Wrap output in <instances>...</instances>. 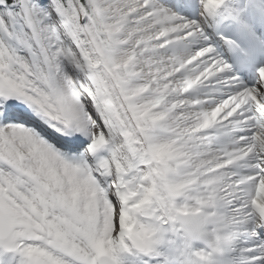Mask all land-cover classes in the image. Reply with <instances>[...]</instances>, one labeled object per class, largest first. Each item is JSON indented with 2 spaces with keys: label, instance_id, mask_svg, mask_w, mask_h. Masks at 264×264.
Returning <instances> with one entry per match:
<instances>
[{
  "label": "snow or ice",
  "instance_id": "1",
  "mask_svg": "<svg viewBox=\"0 0 264 264\" xmlns=\"http://www.w3.org/2000/svg\"><path fill=\"white\" fill-rule=\"evenodd\" d=\"M0 264H264V0H0Z\"/></svg>",
  "mask_w": 264,
  "mask_h": 264
}]
</instances>
